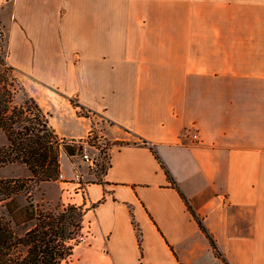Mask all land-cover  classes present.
Instances as JSON below:
<instances>
[{"label": "crops", "instance_id": "0c3cea01", "mask_svg": "<svg viewBox=\"0 0 264 264\" xmlns=\"http://www.w3.org/2000/svg\"><path fill=\"white\" fill-rule=\"evenodd\" d=\"M0 29L71 150L37 189L87 208L78 264H264V0H0Z\"/></svg>", "mask_w": 264, "mask_h": 264}, {"label": "trees", "instance_id": "16d2710c", "mask_svg": "<svg viewBox=\"0 0 264 264\" xmlns=\"http://www.w3.org/2000/svg\"><path fill=\"white\" fill-rule=\"evenodd\" d=\"M13 70L16 69L0 45V127L8 139L7 144L0 145V166L18 162L31 171L28 177H0V264H71L76 246L88 235L87 208L76 203L45 207L32 198L42 181L60 178L61 151L67 149L71 153V150L68 141L50 124L49 114L24 86L21 88L24 101L15 102L16 78L9 77ZM99 166L101 171L108 167L105 162ZM173 184H177L175 180ZM21 194L26 195L27 204L17 202ZM183 196L216 254L223 257L215 238ZM138 232L141 239L140 228Z\"/></svg>", "mask_w": 264, "mask_h": 264}, {"label": "rangeland", "instance_id": "374dc122", "mask_svg": "<svg viewBox=\"0 0 264 264\" xmlns=\"http://www.w3.org/2000/svg\"><path fill=\"white\" fill-rule=\"evenodd\" d=\"M0 45H2V47L5 50V38H4V33L1 29H0ZM9 77H10V80H13L14 78H16L15 82H13L14 88H15L14 91H16L15 102L21 103L22 101H24V94H23V91L21 89L22 86H24L22 77L17 70L11 71L9 73ZM7 143H8V139H7L4 131L0 127V145H4ZM103 162H105L108 165V153L101 152L100 163H103ZM96 170L99 172V174H101L103 172L99 168H96ZM29 172L30 171L27 168V166H25L21 163H18V162L10 163V164L4 165V166H0V177H9V176H16V175L17 176H26L29 174ZM58 194H59V188H57V186L55 187V185H54L53 187L48 189L46 195L48 196V198H57ZM32 198H33L35 203H38L39 205L44 204L45 207H57L58 205L61 204V203L47 204L46 202H44V194H41L38 189L34 190ZM17 202H19L21 204H27L28 200L26 198V195H24V194L19 195L17 197ZM85 231H87V228H85ZM85 238L83 240H85ZM81 253H82L81 248L76 249L75 254H73V260H74L73 263L74 264L79 263V259L82 255Z\"/></svg>", "mask_w": 264, "mask_h": 264}, {"label": "built area", "instance_id": "2783aa9c", "mask_svg": "<svg viewBox=\"0 0 264 264\" xmlns=\"http://www.w3.org/2000/svg\"><path fill=\"white\" fill-rule=\"evenodd\" d=\"M193 137L196 139L198 138V134L194 133ZM76 143L79 144V153L81 154L82 158L87 161L92 168L96 170V168L100 165V155L101 152L108 153L109 149L113 145V143L108 142L102 135L101 131L97 129V127H92V129L89 132V135L87 138L77 141ZM92 146L94 148H97L100 152L98 156H94L89 153L88 147ZM109 157V156H108ZM83 179V175L81 173H76L75 180L81 181Z\"/></svg>", "mask_w": 264, "mask_h": 264}]
</instances>
